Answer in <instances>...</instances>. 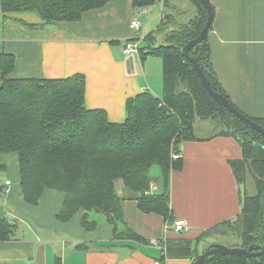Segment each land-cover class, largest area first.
Masks as SVG:
<instances>
[{"label": "crops", "instance_id": "crops-1", "mask_svg": "<svg viewBox=\"0 0 264 264\" xmlns=\"http://www.w3.org/2000/svg\"><path fill=\"white\" fill-rule=\"evenodd\" d=\"M209 1L211 62L220 85L237 110L264 120V0ZM156 7L157 15L151 18ZM187 12L192 17L186 22L197 14L190 0H159L142 8H134L132 0H110L83 13L79 21L41 28L37 25L42 20L35 12L7 13L9 19L3 20L0 10V52L14 56V78L83 75L86 108L102 109L110 122L122 123L126 100L145 91L162 97V59L151 55L149 45L142 42L167 18L166 13L186 23ZM132 21L140 24L139 30L130 28ZM131 39L138 41L139 53L122 54L124 43ZM160 42L158 38L154 46ZM179 155L182 169L172 171L169 180L170 221L141 212L134 200L121 202L126 227L142 243L116 238L104 220H98L93 230L84 229L81 211L66 222L58 220L63 204L58 191L44 190L36 206L28 204L19 185L17 156H2L7 174L0 177V218H11L16 228L10 240L0 242V264H193V258L162 259L164 250L156 243L162 241L166 248L168 240H190L202 254L213 244H205L212 236L202 235L236 220L242 193L229 161L242 159V150L234 136L214 135L183 143ZM120 182L115 187L122 198ZM245 184L246 195L253 194L252 183ZM156 187L152 183L151 192ZM177 219L186 222L185 232L173 230Z\"/></svg>", "mask_w": 264, "mask_h": 264}, {"label": "trees", "instance_id": "trees-1", "mask_svg": "<svg viewBox=\"0 0 264 264\" xmlns=\"http://www.w3.org/2000/svg\"><path fill=\"white\" fill-rule=\"evenodd\" d=\"M109 1L1 0L0 10L3 20L9 19L7 13L35 12L42 20L37 26L43 28L79 21L83 13L102 8ZM157 1L132 0V5L142 8ZM190 1L197 8L192 19L179 23L166 13L167 18H162L145 38L151 55L162 59V97L145 91L126 100L122 123L110 122L102 109L86 108L83 75L14 78V56L0 52V173L5 170L2 156L15 154L19 185L28 204L36 206L44 190L58 191L63 194L58 220L66 222L81 211V226L93 230L98 223L91 219L95 213L112 226L116 238L142 243L123 221L122 200H134L141 212L155 213L170 221V174L182 169V160H173L172 155L180 154L183 143L198 140L194 133L197 119H219L222 125L217 135L234 136L242 150V159L229 161L234 176L240 185L247 170L255 192L242 198L234 224H218L202 238L213 237V233L226 227L231 228V236H221L239 242L227 247L253 245L251 251L264 248V137L215 102L182 55L183 46L199 36L207 18L202 4ZM158 38L161 42L154 46ZM189 54L202 69L210 88L230 101L214 71L208 37ZM250 119L264 130V120ZM154 165L161 174L159 194L151 192L150 169ZM118 181L124 188L122 198L115 187ZM15 228L14 222L0 218V242L10 240ZM166 244L162 259L193 258L194 262L200 255L190 240H168ZM203 264H264V256L213 255Z\"/></svg>", "mask_w": 264, "mask_h": 264}, {"label": "water", "instance_id": "water-1", "mask_svg": "<svg viewBox=\"0 0 264 264\" xmlns=\"http://www.w3.org/2000/svg\"><path fill=\"white\" fill-rule=\"evenodd\" d=\"M198 1L202 4V6L206 10V14H207L206 22L199 36L193 40H190L187 44H185L181 49V53L192 64L193 69L196 72V75L201 85L203 86L205 91L211 96V98L218 104L222 105L235 118H237L242 123L249 126L250 128H252L256 132H258L261 136L264 137V130L260 125H258L256 122H254L246 115L241 113L239 110H237L234 107V105L222 94L214 92L210 88L209 83L207 82L205 75L202 72V69L200 68L196 60L193 57H191L189 54L192 48H194L195 46L201 44L204 40H206L213 21V10L211 8L210 1L209 0H198ZM252 248L253 245H250L248 248H240V247L231 248L221 244L211 245L202 254L197 256L193 264H203L205 259L213 255H221V256L235 255L243 258H258L264 256V248H260L259 251H251Z\"/></svg>", "mask_w": 264, "mask_h": 264}, {"label": "rangeland", "instance_id": "rangeland-1", "mask_svg": "<svg viewBox=\"0 0 264 264\" xmlns=\"http://www.w3.org/2000/svg\"><path fill=\"white\" fill-rule=\"evenodd\" d=\"M188 6H189L190 9L194 10V7H192L191 5H188ZM153 11L154 12L150 15L151 18H153L154 15H157L158 8L156 7V9H154ZM193 16H194V14H193ZM184 17H185V13L182 15V18H184ZM190 17H192V16H190V13H188V17L185 18L183 21L186 22L187 19H189ZM140 19H143V17L142 18L140 17ZM143 20H146V19H143ZM142 23L144 24L143 21H142ZM142 43H143L142 46L149 45V43L146 42V41H144ZM221 125H222V122L219 119H197L196 122H195V125H194L195 126V132H194L195 136L197 137V139H202L203 140V139H207V138H209L211 136L217 135L221 131ZM5 174H7V173H5V172L0 173V177L1 178L5 177ZM150 177H151V179H152V181L154 183V186L155 185L157 186L156 189L152 193H154V194L161 193V190H158L159 187L161 186V181H160L161 174H160L159 167L157 165H154V166L151 167V169H150ZM244 180L245 181L240 183V190H241V193H242V198H244L246 196V194H247L246 193V188H245L246 181L252 183V188L254 189L253 178L251 177L250 174H248L247 170L245 171V174H244ZM254 192H255V190H254ZM253 194L250 193L249 195H253ZM97 216L98 215H96L95 213L91 214V219H96L97 221L98 220H103V218H101V217L98 218ZM8 219L11 220V218H8ZM233 222L235 223V220L230 222V223H233ZM229 226H232V225H229ZM230 231H231V228L226 229V227L223 230L222 229L217 230L215 233L212 234L213 238L208 239V241H206L205 244L213 243L212 245L221 244V245L227 246V245L233 244L234 242L237 243L238 241L236 242L234 240H228L224 236H221L222 233H226L227 235L231 236ZM204 246H206V245H204Z\"/></svg>", "mask_w": 264, "mask_h": 264}, {"label": "built area", "instance_id": "built-area-1", "mask_svg": "<svg viewBox=\"0 0 264 264\" xmlns=\"http://www.w3.org/2000/svg\"><path fill=\"white\" fill-rule=\"evenodd\" d=\"M130 28L133 30H139L140 24L137 21H132L130 24ZM138 54L139 53V44L138 41H128L123 45L122 54L128 55V54ZM180 158L179 154H173L172 159L177 160ZM5 184L8 186L10 184L9 181L5 182ZM8 192V190H6ZM173 230L177 233L185 232L188 229V226L186 222L183 219H177L172 224ZM156 246L161 248L165 251V245L164 243L158 242L156 243ZM155 264H160L159 262H155Z\"/></svg>", "mask_w": 264, "mask_h": 264}, {"label": "bare ground", "instance_id": "bare-ground-1", "mask_svg": "<svg viewBox=\"0 0 264 264\" xmlns=\"http://www.w3.org/2000/svg\"><path fill=\"white\" fill-rule=\"evenodd\" d=\"M128 41H136V40L131 39V40H128ZM128 41H126V42H128ZM126 42H125V43H126ZM125 43H124V44H125Z\"/></svg>", "mask_w": 264, "mask_h": 264}]
</instances>
